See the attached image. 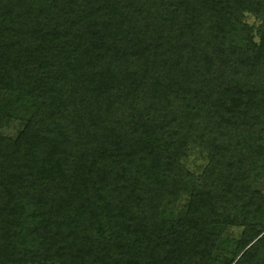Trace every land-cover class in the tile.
<instances>
[{
    "label": "trees",
    "instance_id": "trees-1",
    "mask_svg": "<svg viewBox=\"0 0 264 264\" xmlns=\"http://www.w3.org/2000/svg\"><path fill=\"white\" fill-rule=\"evenodd\" d=\"M0 264H264V0H0Z\"/></svg>",
    "mask_w": 264,
    "mask_h": 264
},
{
    "label": "rangeland",
    "instance_id": "rangeland-1",
    "mask_svg": "<svg viewBox=\"0 0 264 264\" xmlns=\"http://www.w3.org/2000/svg\"><path fill=\"white\" fill-rule=\"evenodd\" d=\"M245 22L251 24L253 22V19L250 16H246L245 17ZM2 133L4 135H7V136H13L15 134V126H14V124L10 125L9 127L5 128L4 130H2ZM188 163H189L188 164L189 168L190 169H194V170H195V167L200 164V159L198 158L196 153H192L190 155Z\"/></svg>",
    "mask_w": 264,
    "mask_h": 264
}]
</instances>
